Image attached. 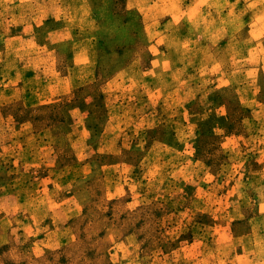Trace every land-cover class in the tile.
Here are the masks:
<instances>
[{"label": "rangeland", "instance_id": "1", "mask_svg": "<svg viewBox=\"0 0 264 264\" xmlns=\"http://www.w3.org/2000/svg\"><path fill=\"white\" fill-rule=\"evenodd\" d=\"M0 264H264V0H0Z\"/></svg>", "mask_w": 264, "mask_h": 264}]
</instances>
